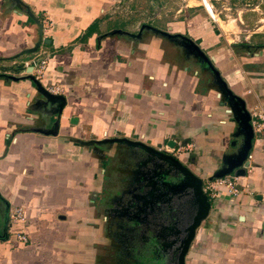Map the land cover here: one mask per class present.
Here are the masks:
<instances>
[{
	"label": "crops",
	"instance_id": "1",
	"mask_svg": "<svg viewBox=\"0 0 264 264\" xmlns=\"http://www.w3.org/2000/svg\"><path fill=\"white\" fill-rule=\"evenodd\" d=\"M208 1L221 26L199 0H0V264L98 261L96 246L106 244L110 227L104 230L105 212L95 209H118L131 187L149 193L145 182L156 175H139L132 159L118 158L150 153L104 140L158 151L173 142L181 154L172 156L202 188L237 154L239 125L189 41L250 116L264 115V0ZM154 3L174 7L171 17L149 14ZM36 45L35 59L47 61L40 84L63 90L56 136L43 133L53 128L56 104L12 68ZM249 155L239 197L206 195L210 210L185 264H264V126ZM114 171L124 172V187L106 201L104 184L120 182ZM14 206L25 210L26 245L8 230Z\"/></svg>",
	"mask_w": 264,
	"mask_h": 264
},
{
	"label": "flooded vegetation",
	"instance_id": "2",
	"mask_svg": "<svg viewBox=\"0 0 264 264\" xmlns=\"http://www.w3.org/2000/svg\"><path fill=\"white\" fill-rule=\"evenodd\" d=\"M147 161V164L144 163L150 167V162L155 160ZM160 165L167 166L172 171L168 164ZM153 169L149 168L152 173ZM143 170L140 169L139 175H143ZM172 174L173 180L160 178L162 180L157 182L154 175L150 183L145 182L146 187L151 190L145 195L138 194L136 187H131L130 192L134 193L130 200L126 199V209H130V216L125 221L119 216L113 217L112 221L110 219L108 225L115 233L109 231V237L111 240L112 235L115 236L119 255L117 261L112 257L116 264H173L180 241L184 237L181 229L189 225V222H184L183 217L189 190L181 188L184 182L175 176L178 175L176 172ZM144 177L147 176L144 175L141 179ZM139 185L142 187V181H139Z\"/></svg>",
	"mask_w": 264,
	"mask_h": 264
},
{
	"label": "water",
	"instance_id": "3",
	"mask_svg": "<svg viewBox=\"0 0 264 264\" xmlns=\"http://www.w3.org/2000/svg\"><path fill=\"white\" fill-rule=\"evenodd\" d=\"M146 27V26H144ZM42 38L41 27H40V40ZM48 42V41H47ZM46 41H43L45 44ZM39 44V43H38ZM189 45L192 48V54L196 56L199 61L202 62L203 67H206L214 76V79L217 83V87L219 90L218 96H222L223 99L226 100L228 105L230 106L229 112L234 115V119L239 125L240 134L243 139L237 154L233 156V158H229L227 165L224 168H221L217 173H215L210 180L222 178L225 176H235V177H243L245 175V168L248 166L247 157L249 155L251 149V142L254 137V132L250 123V114L247 112L245 108L244 101L233 95L232 92L227 88L226 84L220 78L219 73L212 66L211 61L199 50V48L189 41ZM38 45H36L33 49L24 54V57L16 58V62L13 64L12 68L14 73H24V79L29 80L38 94L44 97L47 102L56 104V112L55 119L53 122V128L49 131L43 132L45 135L56 136L58 132V119L61 115L62 109L65 105V100L62 96H55L49 94L40 84L39 81L35 80L31 75V71L33 70V60L34 54L37 51ZM23 56V55H22ZM39 60H36L38 63ZM11 68V70H12ZM11 79H15V77H9ZM17 80V79H15ZM74 123V121H73ZM105 143H126L137 147L138 149L144 150L147 153L157 157L158 159L164 161L168 166L172 167L177 173L181 175V179L184 182L181 186L184 190H189L187 192V196L189 197L187 200L186 207L183 209V217L184 222H189L187 227L181 229L184 237L180 241L179 247L177 249V253L175 255V260L173 264H185V256L189 250L190 244L194 240L196 230L200 226L201 222L206 219L210 210V203L208 201V197L203 193L202 190V180L194 175L187 167H185L177 158L172 155L165 154L163 152L158 151L157 149L148 147L140 142H133L127 139H108L104 140ZM235 143H232L234 146ZM168 146L173 148L174 143L169 142Z\"/></svg>",
	"mask_w": 264,
	"mask_h": 264
},
{
	"label": "built area",
	"instance_id": "4",
	"mask_svg": "<svg viewBox=\"0 0 264 264\" xmlns=\"http://www.w3.org/2000/svg\"><path fill=\"white\" fill-rule=\"evenodd\" d=\"M203 10L207 14V17L209 21L215 25H218V16L213 8V6L210 4L208 0H199ZM219 26V25H218ZM36 60H39L38 63ZM33 70L31 71V75L33 78L37 81H40L43 72L47 66V61L34 57L33 60ZM44 89L52 95H62L63 90L61 87L56 85H51L44 87ZM250 123L253 129V132H259L261 128L264 126V115L260 113L259 111L251 113L250 116ZM192 146L188 145L186 149H191ZM159 151L168 154V155H177L179 156L181 154L180 149L175 150L176 154L174 153V150L169 147H162ZM176 158V157H175ZM251 159V156L248 155L247 162L249 167V161ZM243 177H235L233 175L231 176H225L222 178H217L213 180L206 181L204 183V186L202 188L203 193L205 195H209L210 198H214L217 193L220 191L225 192L228 196H230L232 199H235L239 197L242 194V185L240 184V181ZM249 194H252L250 190L247 191ZM208 196V197H209ZM27 220L25 216V210L21 206H14L12 209L9 210V216H8V230L11 235H13V238L16 243L26 245L28 244V239L24 233V227L26 226Z\"/></svg>",
	"mask_w": 264,
	"mask_h": 264
},
{
	"label": "rangeland",
	"instance_id": "5",
	"mask_svg": "<svg viewBox=\"0 0 264 264\" xmlns=\"http://www.w3.org/2000/svg\"><path fill=\"white\" fill-rule=\"evenodd\" d=\"M250 3H252V2L250 1ZM167 9H174V7H164V6H159V5L155 6V3H154V6H151L149 8V14L154 15V14H156V12L161 10V11H166L167 15L171 17V15L173 14V11H171V10L167 11ZM143 21L148 23V18L143 19ZM118 23H120V22L118 21L117 24ZM117 24L115 22L114 26H117ZM218 25L221 26V23L219 22V20H218ZM42 26H45V24L42 23ZM42 26H41V29H42ZM214 26L216 27L217 24H215ZM119 27H122V24H120ZM119 149H118L119 151H122L121 148H119ZM119 151H117V152L119 153ZM119 156L124 157V158L126 157L127 159H132L133 160V165H135L133 169L135 171L137 170V172H138L139 168L140 169H142V168L144 169L143 173H145L147 170H149V168H150V170H152L154 168L153 172L156 173V182L159 181L160 178H164L167 181L173 180V178H174L172 172L175 174L176 171L174 169H172V167H170V165H169V167L171 168L172 171H170V169L167 166L165 167V166H161L160 165V164H166L164 161H162V160H160V159H158L156 157H152L149 154H143V156H142L143 158L141 156H138L137 153L136 154L128 153V154H125V156H124L123 153L122 154L119 153L118 158H119ZM147 160H155V161L154 162H150L151 164H150V167H149V165H146L148 163ZM144 162H146V164ZM227 163H228V161L226 160L225 161V165H227ZM154 164H156V165H154ZM127 166H128V164H127ZM122 168L123 169H128V171H129V168H127V167H123L122 166ZM114 172L118 173L117 174L118 175L117 178H118V180H120V182L116 183V185H115L114 183L111 182V180H109V182H108L109 184L107 182H106V184H104V191H103L102 194L104 195L103 199L104 200L106 199V201L110 200V196H108V195L114 194L116 191H121V188L124 187L123 182H121V179L125 180V178H126V177H124V172H121L122 174L119 171H114ZM177 174L178 175H175V176H178V178H181V175L179 173H177ZM160 180H162V179H160ZM130 199H131V197H130ZM115 200H117V199H115ZM120 200H122V198H119V201ZM126 204H127L126 200H123V202L119 206H117L118 209H95L97 211V214L100 213L101 210L105 212V214H103V215H105V217L107 219L102 224V226H104V230L106 229V227L107 228L109 227L108 226L109 221H110V219L112 221L113 217L117 218L119 216V217H121V219L123 221H125V219L128 216H130V209H125L126 208ZM99 216H100V214H99ZM109 229H111V227ZM110 231L115 233V230H110ZM108 233H109V230H108L107 233L105 232V234H104L105 235V239H106V244H97L98 246H96L97 249H98L99 256H98V261L95 264H116V262H114V259H112L111 261H110V259L113 257V258H115V261H117V257H119V255L117 253V250H116L117 247L115 246V244L117 243V241L114 240L115 236L112 235V239L110 241V239L107 237ZM145 257H148V256L146 255Z\"/></svg>",
	"mask_w": 264,
	"mask_h": 264
},
{
	"label": "bare ground",
	"instance_id": "6",
	"mask_svg": "<svg viewBox=\"0 0 264 264\" xmlns=\"http://www.w3.org/2000/svg\"><path fill=\"white\" fill-rule=\"evenodd\" d=\"M219 20V19H218Z\"/></svg>",
	"mask_w": 264,
	"mask_h": 264
}]
</instances>
